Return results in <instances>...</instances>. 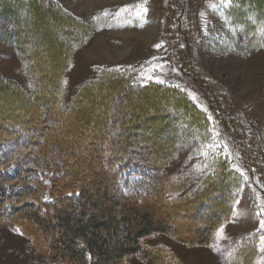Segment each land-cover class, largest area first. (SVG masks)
<instances>
[{
  "label": "rangeland",
  "instance_id": "rangeland-1",
  "mask_svg": "<svg viewBox=\"0 0 264 264\" xmlns=\"http://www.w3.org/2000/svg\"><path fill=\"white\" fill-rule=\"evenodd\" d=\"M44 1L43 19L32 15L31 5L20 9L19 16L22 25L39 33L37 44L26 47L37 50L35 58L47 75L50 61L63 62L56 35L61 27L71 33L62 36L70 54L62 109L69 110L80 88L91 80L104 84L113 76L148 88L133 93L123 84L118 100L98 96L84 100L83 105L104 107L103 112L86 111L73 133H66L70 141L80 138L90 145L87 137L101 131L107 121L106 131L122 129L123 115L125 127L133 128L131 135L138 137V151L155 150L160 155L164 145L177 148L162 169L165 188L157 197L166 202L182 200L197 195L207 183L216 192L221 185L228 189L223 195L231 207L221 203L227 207V220L212 241L187 244L173 232H155L143 240L145 249L166 257L157 255L156 264H264V0ZM9 31L0 15V77L32 98L34 81ZM15 100L17 109L32 106L19 99V93L0 94V104ZM58 121L50 115L44 129L55 130ZM80 161L84 165L83 158ZM147 176L134 164L113 179L125 193L146 196L151 193ZM88 181L85 178L83 183L89 185ZM98 185L104 189L102 183ZM153 208H158L156 214L164 217L165 226H177L192 238L203 234L183 225L185 218L173 216L171 207L156 202ZM1 218L0 264H55L32 220L18 223ZM173 218L178 222L173 224ZM127 264L150 263L137 254Z\"/></svg>",
  "mask_w": 264,
  "mask_h": 264
},
{
  "label": "trees",
  "instance_id": "trees-1",
  "mask_svg": "<svg viewBox=\"0 0 264 264\" xmlns=\"http://www.w3.org/2000/svg\"><path fill=\"white\" fill-rule=\"evenodd\" d=\"M45 3L44 0H0V15L4 18L5 27L10 30L8 36L13 37L14 46L22 55L29 76L34 81V95L31 98L16 84L0 77V94L19 93V99L32 105L17 109L14 105L16 100L0 104V213L4 210L0 218L18 223L23 218L32 220L40 229L38 236L44 239L47 257L55 264H127L128 259L137 254H143L149 258L150 264H156V258L166 257L158 250L145 249L142 244L147 236L155 232H173L180 241L193 245L212 241L216 230L227 220L225 209L231 207V203L228 199L224 200L223 194H227L228 189L221 185L220 192H216V187L211 190L210 183H207L206 188L197 195L182 199L189 200L187 206L182 200L166 202L161 196H156L162 194L165 188L161 173L171 155L177 151L174 145H164V153L160 152V155L155 150L138 151L141 149L135 143L138 137L131 135L133 128L125 127L124 124L128 122L124 121L123 115L119 121L122 129L106 131L107 121L101 131L91 138L87 137L90 145L83 144L80 138L75 142L70 141L66 133H73L76 122L86 111L95 113L104 108L83 105L84 100H93L98 96L114 101L121 94L123 84L133 93L148 88L113 76L109 80L105 78V85L100 80H91L80 88L74 105L67 111L62 109L65 97L63 80L70 62L69 49H65L62 36H71V33L61 27L56 35L63 62L54 65L50 61L47 75L35 58L37 50L30 52L26 47L37 44L35 37L39 33L35 28L22 25L23 20L21 22L19 16L20 9L24 11L26 5H31L32 15L36 13L37 18L43 19L42 6ZM53 20L57 22V18ZM32 34L34 38L26 39V35L30 38ZM21 38L25 40L24 43H21ZM103 89L105 91L101 94ZM50 101L52 108L48 107ZM50 115H55L59 121L55 130L51 127L48 131L43 125ZM174 134L172 130L171 141L175 138ZM140 140L143 141V138ZM155 146L160 149L162 145ZM81 158L85 161L84 165ZM134 164L148 174L147 186L151 188L148 190L151 193L148 192L146 196L125 193L117 180L113 179L115 174L120 175ZM96 166L101 169L98 170ZM84 177L90 180L89 185L83 183ZM101 183L104 189L98 187ZM46 196L50 201L44 200ZM224 201L227 207L222 206ZM156 202L174 209L173 216L180 214L185 218L181 225L186 224L188 228L203 234L198 239L192 238L177 226H165L164 217H158V208H153ZM174 222L178 221L173 218Z\"/></svg>",
  "mask_w": 264,
  "mask_h": 264
},
{
  "label": "snow or ice",
  "instance_id": "snow-or-ice-1",
  "mask_svg": "<svg viewBox=\"0 0 264 264\" xmlns=\"http://www.w3.org/2000/svg\"><path fill=\"white\" fill-rule=\"evenodd\" d=\"M261 226L264 227V221L261 222ZM19 231V230H17ZM220 231L222 232V229H220ZM21 235H23V233H21Z\"/></svg>",
  "mask_w": 264,
  "mask_h": 264
},
{
  "label": "bare ground",
  "instance_id": "bare-ground-1",
  "mask_svg": "<svg viewBox=\"0 0 264 264\" xmlns=\"http://www.w3.org/2000/svg\"><path fill=\"white\" fill-rule=\"evenodd\" d=\"M259 67V66H258ZM255 69H257V68H255ZM258 70H259V68H258ZM249 81H251V80H249Z\"/></svg>",
  "mask_w": 264,
  "mask_h": 264
}]
</instances>
